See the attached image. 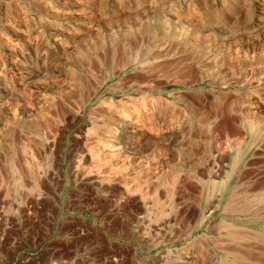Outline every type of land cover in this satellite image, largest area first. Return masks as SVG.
I'll list each match as a JSON object with an SVG mask.
<instances>
[{"label":"rangeland","instance_id":"obj_1","mask_svg":"<svg viewBox=\"0 0 264 264\" xmlns=\"http://www.w3.org/2000/svg\"><path fill=\"white\" fill-rule=\"evenodd\" d=\"M53 245L264 264V0H0V264Z\"/></svg>","mask_w":264,"mask_h":264},{"label":"crops","instance_id":"obj_2","mask_svg":"<svg viewBox=\"0 0 264 264\" xmlns=\"http://www.w3.org/2000/svg\"><path fill=\"white\" fill-rule=\"evenodd\" d=\"M45 254L51 255L50 259H40V261H35L34 264H72L73 260L70 259L67 254H64L57 245L50 246L47 248Z\"/></svg>","mask_w":264,"mask_h":264},{"label":"bare ground","instance_id":"obj_3","mask_svg":"<svg viewBox=\"0 0 264 264\" xmlns=\"http://www.w3.org/2000/svg\"><path fill=\"white\" fill-rule=\"evenodd\" d=\"M87 48V47H86ZM29 72V71H28ZM29 73H31V72H29ZM32 77V76H31ZM253 237V236H252ZM244 261V260H243Z\"/></svg>","mask_w":264,"mask_h":264}]
</instances>
